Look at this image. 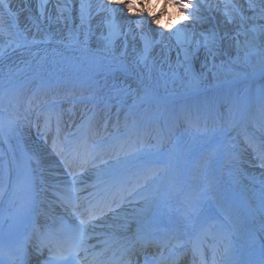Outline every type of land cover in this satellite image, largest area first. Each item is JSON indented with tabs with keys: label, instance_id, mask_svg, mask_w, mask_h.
Here are the masks:
<instances>
[{
	"label": "bare ground",
	"instance_id": "6f19581e",
	"mask_svg": "<svg viewBox=\"0 0 264 264\" xmlns=\"http://www.w3.org/2000/svg\"><path fill=\"white\" fill-rule=\"evenodd\" d=\"M193 1L206 4L208 7H202L201 11L203 13L209 11L214 17V19L211 17L214 22L210 30L211 33L207 35L201 34L203 30L198 27L199 23H195L193 19L180 20L175 23V27L169 30L166 27L161 28L154 25L147 15L125 17L122 6L114 4V7L108 8V0H0V25L6 24L10 29L12 27V31L18 33L22 41V46L6 61L0 58V62H2L0 64V103L7 105L14 99V108L18 110L17 99L21 93L20 90L24 91L25 85H29V83H36L39 86L37 94L42 97L51 96V92L58 88H62L59 91L62 92L60 96H66L72 93L71 89L79 88L81 91V86L77 82L83 80L86 84V80L90 79L87 81V87L92 88L90 95L93 98H99L97 105L101 109L98 113L100 118L112 124L113 127L124 123L125 120H120L122 117L119 112L110 113L115 110L107 102L115 100L112 97H126L127 94L122 92V89L117 88L118 86L115 84L112 86L115 89H110L112 88L110 83L105 84L101 79L105 75V78H110L111 83L113 80L128 83L133 78L111 71L112 68L108 63L100 61L98 56H110V53H100L101 50L95 46V38L88 42L87 48L73 44V40H70L66 35L71 30L83 28L87 35L92 36L93 34L94 37H98L103 32L107 38L114 40L115 43L117 41L120 43L122 38L132 50L136 47L152 45L164 38L169 39L171 37L168 33L177 34V30H180L179 39L176 38L175 40H179L188 47L185 58L193 64H196L200 59L198 48L206 46L205 36L209 38L208 49L214 51L215 55L222 57L228 55L229 52H237L240 49L249 53L252 48L258 45L264 46L262 30L264 27V0ZM224 5H231L235 9L232 11V15L231 13L223 15L217 11H210L213 8H220L224 12L221 8ZM150 6L158 11L159 7H163V0H160L159 6H157L156 0H152ZM112 9H116V11L113 13L110 11ZM167 13L171 14L174 21L176 20L178 15L176 8L169 6ZM187 14L190 17L189 11ZM138 20H143L144 24L137 26L135 22ZM162 21L168 24V16L165 15ZM109 23L112 24L111 34ZM159 33L163 34V38L158 35ZM47 36H53L56 39L47 42ZM28 37H31V40ZM79 41L82 40L76 37V42L79 43ZM1 46L4 47L0 41V48ZM122 58L127 60L125 57ZM32 78L34 80L29 82V79ZM60 80H63V83ZM66 85L68 88L65 87ZM137 86L138 96L145 95L149 99L159 100L164 105L170 106L172 101L173 103L180 102L178 99L174 100L173 97L161 98L160 95H153L152 90H145L138 84ZM34 88L36 89L35 86ZM225 88L221 87L217 91L220 95L219 103L225 93ZM80 94L82 95V91ZM193 96V94H189V98L182 102ZM104 98L107 104L104 103ZM189 109V106L177 109L169 107L167 111H164L168 118H172L171 127L174 129L172 135L174 139L171 142L172 151H170L171 163L167 166L169 169L172 168L173 174H171V178H166V184L171 192L170 197L176 194L177 202L172 205V199L169 197L158 207L151 208L149 214L141 215H138L131 207L123 208L116 214V216L119 215L118 220L111 217L108 221L120 226L115 231L117 229H131L129 227L123 228V226H134L135 229L148 218H162L168 214L167 211L173 209L172 213L181 219L180 222L187 228L188 219L185 216L182 217L183 206L186 208L184 203L189 199L194 201L195 198L196 200L195 192L204 186L213 195L216 209L228 213L227 221L232 223L237 233L244 238L242 245L244 254H242L239 264H246L245 255H249L248 251L251 250L252 245L260 242L264 249V192L256 186H252L241 169L236 168L233 171L227 169L228 160L235 162L236 159L231 148L237 150V147L230 148L232 153L230 151L225 152L224 148L230 140L237 137V131L234 126H229L228 122L225 124L227 128L223 127L221 108L217 109V115L212 120V122L215 120L219 123L215 124L214 127L212 124L209 126L204 123L202 128L194 126L193 121L188 120V115L184 112H190ZM27 110H29V106ZM27 110H24L23 117ZM177 111L180 112V116ZM14 114L18 117L21 116L20 112H14ZM4 115L8 114L4 112ZM27 129L25 125L12 126L13 132H19L23 136L22 139L25 144L30 148L32 143L29 142ZM80 130L81 128L78 129V131ZM193 130L201 131L200 135L191 136L192 134H188V132L193 133ZM52 141L59 143L57 137ZM104 147L107 149L108 144ZM45 150L42 149V151ZM111 153L113 154L112 150ZM31 154L37 172L40 171L41 166L47 164L46 162L51 163V160L41 158L37 152L31 151ZM162 158L160 157L161 160ZM115 162L117 161L113 160L109 165H114ZM164 204L166 206L161 211ZM138 207L146 210L149 205L141 203ZM145 218L147 219L145 220ZM172 229L179 230V227L174 223ZM184 233L187 238L191 236L188 231H184Z\"/></svg>",
	"mask_w": 264,
	"mask_h": 264
},
{
	"label": "rangeland",
	"instance_id": "374dc122",
	"mask_svg": "<svg viewBox=\"0 0 264 264\" xmlns=\"http://www.w3.org/2000/svg\"><path fill=\"white\" fill-rule=\"evenodd\" d=\"M108 6V8H111L115 5L109 3ZM150 7L153 8V6ZM122 9L125 17L132 16L127 9L123 7ZM214 9L223 15L227 13L221 11L220 8ZM199 19H201V23H199L198 27L203 30L201 34L207 35L211 33L210 30L214 25L213 19H202L201 17H199ZM215 21L218 22L217 19H215ZM161 25L166 26L167 24L161 19ZM262 30L264 33V27ZM66 35L70 40H73L74 44L76 43V37H78L79 40H82L79 42L83 43L84 46L86 45L85 47L88 46V42L92 38H95V46L101 50L100 53H110V56H104V60L107 61V63L117 67L122 66L135 73V75L141 80H148V82L154 87L152 89H155L157 93L159 91L163 92V90L171 92L172 90H177L179 88L189 90L190 88L198 86L203 81L209 83H221L244 75V71L252 72L264 67V46L260 45L252 48L249 53L240 49L237 52H229L228 55L226 54L224 57L215 55L214 51L208 49L207 46H201L198 48L200 59L196 64H193L185 58L188 53V47L182 42H179V40H175L176 38L179 39V36L176 33H168L169 37L174 40L171 38H164L152 45L136 47L134 50L127 45L125 39L121 38L120 43L118 41L115 43L114 40L107 38L103 32L100 33L98 37H94L93 34L92 36L87 35L82 28L80 30H71V32H68ZM231 38L233 39V37ZM28 39L31 40V37H28ZM52 39L55 40L56 37L47 36L48 42L52 41ZM0 41L3 43L4 47L9 46L13 42L10 37H0ZM4 47L1 46L0 50L2 51ZM122 57H125L127 60ZM243 95L244 90H240L238 92L232 91L231 95L228 96L232 103L230 111L233 114L238 112L240 108L238 103L243 101ZM212 100L214 101V97L209 93L193 98L189 100V102L192 105H199V107L204 108L211 106ZM263 104L264 93L260 105ZM147 112L151 111L148 110L146 113ZM124 115L129 117L130 112L127 110ZM231 117V123L234 124L237 119L233 115ZM162 126H164V124ZM165 133L167 136L172 135L168 132L167 128H165ZM166 140V149L168 153H170V151H172V145L168 138H166ZM160 173L163 174V172Z\"/></svg>",
	"mask_w": 264,
	"mask_h": 264
},
{
	"label": "snow or ice",
	"instance_id": "6c2138e0",
	"mask_svg": "<svg viewBox=\"0 0 264 264\" xmlns=\"http://www.w3.org/2000/svg\"><path fill=\"white\" fill-rule=\"evenodd\" d=\"M110 4H115L122 6L123 8L127 9V11L132 14L139 17H143L147 15L150 17L151 22L161 28H167L171 30L173 27H175V23L179 22L180 20L187 21L190 17L188 13L189 8L192 6V0H163V7H159V10L156 11L154 8L150 7L152 0H108ZM157 6L160 4V0H156ZM169 6L176 8L178 10V15L176 17V20L173 22V17L170 13H167V9ZM83 8V6H81ZM103 7V6H101ZM113 13L116 11V9L110 10ZM165 15L168 16L169 23L164 26L161 25V19L165 17ZM137 26H141L144 24L143 20H138L135 22ZM110 28V34L112 29V24L109 23ZM180 30H177V34H179ZM158 35L163 38V34L159 33ZM209 43V38L205 36V45L207 46ZM54 151L56 149V141L53 142ZM60 154L63 155V151L60 150ZM70 167V165H69ZM111 205L110 204H102L100 201H97L96 203H92L89 201L88 207L81 213L80 215V225H88L92 220H95L98 215H102L104 211H111ZM81 233V239L79 241L80 247L83 246L85 239L87 237V232L85 228L80 229ZM76 245L73 246V250H75ZM51 251V249H49Z\"/></svg>",
	"mask_w": 264,
	"mask_h": 264
},
{
	"label": "clouds",
	"instance_id": "9594fccd",
	"mask_svg": "<svg viewBox=\"0 0 264 264\" xmlns=\"http://www.w3.org/2000/svg\"><path fill=\"white\" fill-rule=\"evenodd\" d=\"M173 22H174V20H173Z\"/></svg>",
	"mask_w": 264,
	"mask_h": 264
}]
</instances>
